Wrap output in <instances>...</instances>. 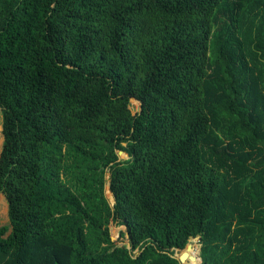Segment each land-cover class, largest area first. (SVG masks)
<instances>
[{"label":"trees","instance_id":"1","mask_svg":"<svg viewBox=\"0 0 264 264\" xmlns=\"http://www.w3.org/2000/svg\"><path fill=\"white\" fill-rule=\"evenodd\" d=\"M0 110V264H264V0H0Z\"/></svg>","mask_w":264,"mask_h":264},{"label":"rangeland","instance_id":"2","mask_svg":"<svg viewBox=\"0 0 264 264\" xmlns=\"http://www.w3.org/2000/svg\"><path fill=\"white\" fill-rule=\"evenodd\" d=\"M130 107L133 110V112H137L140 110L141 104H140V102H138L136 104V102H133V100H131ZM2 122H3V119H2L1 110H0V153L2 151L3 143H4V136H3L2 127H1ZM121 151L122 150L118 151L120 158L123 160L128 159L129 155L126 152H121ZM108 177H109V175H108ZM110 191L111 190H110L109 184H108L107 188H106V193H107V196L110 199V201L114 202L113 193L111 194ZM3 203H5V204H3ZM0 204H1V207H0V228L3 226H9L10 227V219H9V215H8V203H7L5 196L4 195L2 196L1 194H0ZM111 231H112L113 237L116 238L115 240L119 246L126 245L127 236L124 234H126L127 230H126V227L124 225L116 223V224L111 226ZM196 238H197L196 240H197V247L199 249V252L197 250L195 252H192L190 250L186 251V252L188 253V255L197 256V254H198L201 257V247H202V244L200 242L201 238L200 237H196ZM189 243H190V241H189ZM182 251L183 250H176V254L180 255L182 253Z\"/></svg>","mask_w":264,"mask_h":264},{"label":"water","instance_id":"3","mask_svg":"<svg viewBox=\"0 0 264 264\" xmlns=\"http://www.w3.org/2000/svg\"><path fill=\"white\" fill-rule=\"evenodd\" d=\"M137 100V99H136ZM139 101V100H138ZM140 102V101H139ZM140 104H141V107H140V110H142V103L140 102ZM121 152H123V151H121ZM110 188V187H109ZM107 194V193H106ZM114 196V195H113ZM108 197V196H107ZM111 204H112V206H114V204H115V198H114V202H111ZM126 227V226H125ZM113 239L115 240L116 238L115 237H113ZM126 245H127V247L128 248H131V244H130V240L128 239V237H127V243H126ZM190 243L187 245V247H185L184 249H178V250H183L182 251V253L180 254V255H177V254H175L174 256L177 258V259H179V261H180V264H184L185 262H186V260H187V258H188V253L186 252V249H190ZM195 257H190V259L192 260V259H194ZM201 258V257H200ZM199 264H202V258H201V262L199 263Z\"/></svg>","mask_w":264,"mask_h":264},{"label":"bare ground","instance_id":"4","mask_svg":"<svg viewBox=\"0 0 264 264\" xmlns=\"http://www.w3.org/2000/svg\"><path fill=\"white\" fill-rule=\"evenodd\" d=\"M190 257H195V258L191 260ZM200 262H201V258L197 261L196 256L188 255V258L184 264H199Z\"/></svg>","mask_w":264,"mask_h":264}]
</instances>
